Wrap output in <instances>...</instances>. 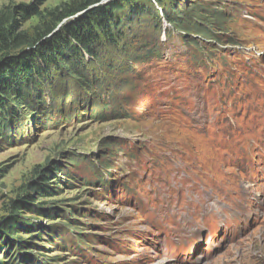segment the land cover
Masks as SVG:
<instances>
[{"label":"rangeland","instance_id":"rangeland-1","mask_svg":"<svg viewBox=\"0 0 264 264\" xmlns=\"http://www.w3.org/2000/svg\"><path fill=\"white\" fill-rule=\"evenodd\" d=\"M154 6L85 60L89 87L51 71L33 107L10 104L0 220L37 166L59 190L37 202L55 217L15 213L0 264H264V0Z\"/></svg>","mask_w":264,"mask_h":264},{"label":"trees","instance_id":"trees-1","mask_svg":"<svg viewBox=\"0 0 264 264\" xmlns=\"http://www.w3.org/2000/svg\"><path fill=\"white\" fill-rule=\"evenodd\" d=\"M164 1H147L145 5L143 0H67L48 8L49 0H34L29 5L1 9L0 125L7 121L10 104L15 108L33 107L43 88L53 84L54 74L71 76L89 87L93 81L86 74L85 60L97 59L104 49L117 46L126 26H133L149 11L156 14L154 3L162 8ZM178 15V19H184ZM32 19L37 20L32 32H23L21 21L27 23ZM33 172L35 178L28 184L29 194L11 201V216L0 220V247L7 243V237L11 239L12 234L27 229L16 212L34 211L48 217L57 214L37 203L41 197H54L59 190L50 183V177L58 173L56 167L37 166Z\"/></svg>","mask_w":264,"mask_h":264}]
</instances>
